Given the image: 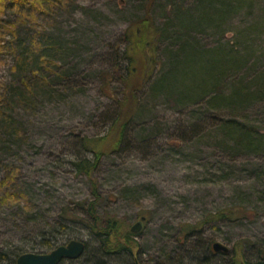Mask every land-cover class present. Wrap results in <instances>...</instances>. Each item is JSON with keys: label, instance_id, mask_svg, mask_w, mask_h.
Here are the masks:
<instances>
[{"label": "rangeland", "instance_id": "obj_1", "mask_svg": "<svg viewBox=\"0 0 264 264\" xmlns=\"http://www.w3.org/2000/svg\"><path fill=\"white\" fill-rule=\"evenodd\" d=\"M146 1L75 0L74 7L58 13L51 23L37 21L56 41L54 58L61 70L52 75L57 82L54 94L12 101L22 137H0V180L5 167L18 169L17 182L27 204L0 206V252H43L36 246L41 239L37 236L50 227L55 230L49 237L57 240L53 249L71 240L87 247L79 259L61 264H223L233 253L253 261L264 251V100L248 111L263 143L237 148L223 141L221 125L212 119L228 118V113L218 115L193 103L177 107L143 90L126 140L103 156L92 174L100 194L98 215L115 217L122 234L144 218L140 235L132 236L138 251L131 257L103 258L86 229L56 224L64 210L93 200L90 180L76 175L71 164L92 158L83 148L84 138L96 140L108 131L115 105L106 96H115L117 86L104 95L102 75L111 70L125 29L144 15ZM180 3L189 7L193 0H156L152 15L160 21L167 5ZM255 3L262 7L264 0ZM261 7L241 11L220 30L200 31L199 45L240 42L250 20L261 16ZM6 18L13 16L8 13ZM256 28V46L264 50V27ZM27 34L22 30L21 38ZM168 44L161 40L160 52ZM12 66L13 56L1 54L0 87L15 81ZM229 210L241 212L227 217ZM219 212L225 217L214 219ZM192 227L184 237L182 232ZM213 243L228 248L227 256L214 253ZM12 260L6 264H15Z\"/></svg>", "mask_w": 264, "mask_h": 264}, {"label": "trees", "instance_id": "obj_2", "mask_svg": "<svg viewBox=\"0 0 264 264\" xmlns=\"http://www.w3.org/2000/svg\"><path fill=\"white\" fill-rule=\"evenodd\" d=\"M255 1L193 0L189 7L181 3L167 5L160 21H156L151 12L156 0L146 1L144 15L137 17L125 29L121 49L115 53L111 70L102 75L104 95L106 91L113 90V84L117 86L115 96H106L115 105L108 131L96 140L84 138L83 148L92 158H79L71 164L76 175L90 180L93 200L76 203L73 208L64 210L61 219L56 221L59 228L79 225L86 229L97 242L98 253L103 258L131 257L138 251L132 236L140 233L122 234L121 223L115 217L98 215L100 194L92 174L100 159L118 150L126 140L140 110L139 94L145 89L172 101L177 107L193 103L199 109L204 107L218 115L228 113V118L219 120L212 117L220 123L221 136L227 144L248 148L257 142L263 143L248 115V111L264 100V50H259L256 46L259 42H255L260 36L256 27H264V5L261 7ZM74 5L75 0H0V55L7 53L13 56L12 72L17 74L13 83L0 87V137L4 133L22 137L11 113L14 99L23 103L40 94L55 93L57 82L52 75L56 74L55 69L61 70L54 58L56 41L37 21L51 23L49 21L54 20L58 13L67 12ZM258 7H261V16L250 20L246 30L240 34V42L238 39L236 42L218 41L210 48L199 45L196 36L200 31L220 30L225 22L241 11L252 12ZM8 13L13 19L6 18ZM22 30L28 33L27 39L21 38ZM161 40L169 44L160 52ZM153 71H156L155 78L152 77ZM18 174V169L5 167L0 180L1 207L27 204V194L17 182ZM234 212L239 215L241 211L229 210L227 217H237ZM224 213H217L214 219L225 217ZM194 228H186L182 235L190 236ZM51 231L52 227L48 233L37 236L41 239L36 246L43 251L38 254L47 253L56 246L57 240L49 237ZM86 250L85 245L84 253ZM22 251L16 249L14 256L0 252V263H9L13 258L16 262L20 255L25 254ZM228 253L220 254L227 256ZM258 254L255 260L250 261L241 253H233L223 264H264V251Z\"/></svg>", "mask_w": 264, "mask_h": 264}, {"label": "water", "instance_id": "obj_3", "mask_svg": "<svg viewBox=\"0 0 264 264\" xmlns=\"http://www.w3.org/2000/svg\"><path fill=\"white\" fill-rule=\"evenodd\" d=\"M143 221L144 218H141L140 222H137L130 228V232L133 234L138 233L142 228ZM211 248L214 253H228V248L220 243H213ZM84 250L85 244L82 241L71 240L44 254H22L16 259L15 264H60L63 261L79 259L83 255Z\"/></svg>", "mask_w": 264, "mask_h": 264}]
</instances>
